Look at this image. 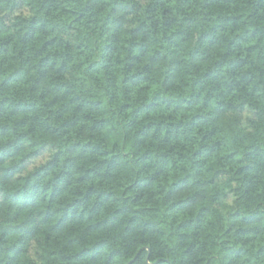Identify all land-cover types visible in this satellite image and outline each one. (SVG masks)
Listing matches in <instances>:
<instances>
[{"label":"clouds","instance_id":"9594fccd","mask_svg":"<svg viewBox=\"0 0 264 264\" xmlns=\"http://www.w3.org/2000/svg\"><path fill=\"white\" fill-rule=\"evenodd\" d=\"M0 264H264V0H0Z\"/></svg>","mask_w":264,"mask_h":264}]
</instances>
